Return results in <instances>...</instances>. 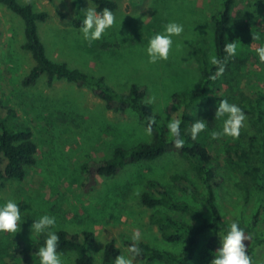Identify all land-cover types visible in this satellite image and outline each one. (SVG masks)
I'll return each mask as SVG.
<instances>
[{
	"label": "rangeland",
	"instance_id": "374dc122",
	"mask_svg": "<svg viewBox=\"0 0 264 264\" xmlns=\"http://www.w3.org/2000/svg\"><path fill=\"white\" fill-rule=\"evenodd\" d=\"M19 1L48 12L47 19L39 23V34L51 59L104 76L120 93L127 92L134 83L144 86V99L150 94L157 97L156 103L148 107L166 123L174 113L177 119L180 115L173 94L193 90L199 84L201 68L196 50L201 48L208 59L216 55L213 16L222 8L223 0H116L118 6L112 10L116 24L91 46L83 41L78 27L72 23L84 16L82 10L88 6V0ZM171 20L183 23L185 32L175 38L167 61L149 64L145 52L148 41ZM0 31V120L30 127L37 147L36 162L26 167L24 178L0 184V201L15 199L23 223L16 234L0 233V264H39L34 254L38 245L43 244L44 236L34 237V241L31 225L44 214L56 217L57 232L60 229L72 233L92 231L95 241L91 250L96 264H102L107 242L115 240L122 252L137 228L141 231V241L158 249L179 252L183 242L163 239L158 226L150 221L154 209L141 203V195L148 190L149 181L154 180L174 197L201 208L205 217L211 219L209 208L194 196V190L200 195L205 190L188 161L176 152H168L156 160L129 163L115 175H99L89 180L82 170L85 162L110 158L116 147L150 142L153 135L144 134L146 125L134 111L108 109L90 87H80L64 79L49 86L45 75L32 85H24L22 81L35 61L22 47L23 20L1 2ZM254 35H259V39L254 40ZM228 38L229 42L236 41L238 54L232 58L215 90L230 103L239 105L237 99L242 91L264 94V64L258 62L255 51L264 45V0H236ZM218 103L204 104L195 113L196 119L208 121L206 131L197 140L208 147L216 162L218 206L225 219H243L248 226L259 210L254 229L264 235V194L253 187L249 201H245L224 149L235 141L246 145L253 130L246 120L238 139H212L211 133L222 128V121L215 120ZM190 128L191 125L189 132ZM0 160L3 169L5 159L0 157ZM173 175L185 176L187 184L177 185L172 181ZM184 217L193 223L201 221L189 215ZM245 232L250 237L244 241L247 249L254 248V264H261L264 242L254 243V233ZM212 236L211 231L202 236L190 264H203V252ZM220 247L219 242L217 248ZM63 256L66 264H75V252ZM134 264L165 263L136 259Z\"/></svg>",
	"mask_w": 264,
	"mask_h": 264
},
{
	"label": "trees",
	"instance_id": "16d2710c",
	"mask_svg": "<svg viewBox=\"0 0 264 264\" xmlns=\"http://www.w3.org/2000/svg\"><path fill=\"white\" fill-rule=\"evenodd\" d=\"M91 1L98 7V10L104 8L115 10L118 6L116 0ZM0 2L20 16L24 22L25 41L22 47L31 53L35 61L22 81L24 85L34 84L42 75L46 76L49 86H52L56 80L64 79L80 87H90L110 110L134 111L145 125V116L155 115L156 126L150 142H139L130 147L118 146L110 158L85 162L82 170L89 180L99 175H115L129 163L152 161L168 152H176L188 161L191 169L202 181L204 195H200L196 190L193 193L209 208L211 219L205 217L201 208L174 197L158 182L149 181L148 190L141 195V203L154 209L150 221L158 226L164 240L183 242V247L179 252H173L158 249L140 241L139 247L142 249V254L137 259L162 261L165 264H190L195 257L202 236L211 231L213 236L207 241L203 252V264H210L218 250L219 235L225 234L233 221L225 219L217 203L216 188L219 186V175L216 171L215 159L205 144L191 139L189 126L195 121V113L201 106L225 99L224 95L215 90L221 77L215 81L209 79L210 75L215 73L216 66L211 65L203 50L198 48L195 52L201 68L198 86L190 91L175 92L172 96L173 102L180 107L178 119L181 120V135L185 140V146L182 149H176L167 131V123L159 114L143 105L146 95L144 86L134 83L127 92L120 93L107 83L104 76L84 72L77 67L69 66L67 62L51 59L39 34V23L47 19L48 12L35 10L31 3H23L19 0H0ZM235 3L236 0H223L222 8L213 16L216 56L221 60L226 56L224 45L229 42L228 32ZM83 18L84 16L75 18L73 25L79 27ZM103 46L108 47L109 45L103 44ZM231 64L232 58H229L226 70ZM237 100L246 113L253 134L246 145L241 141H235L227 144L224 149L227 153V164L237 178L236 186L245 201H249L253 187H257L264 194V94L259 92L256 95H250L242 91ZM36 150L30 127L17 125L7 119L0 120V157L5 159L3 169H0V184L3 185L9 179L24 178L26 167L36 162ZM172 181L177 185H183L187 184L188 180L185 176L173 175ZM2 203L3 201H0V204ZM259 214L258 210L250 226L246 225L243 219H237L244 230L254 233V243L264 242V235L254 229L259 220ZM185 215L193 216L201 221L193 223L185 219ZM57 233L60 236L58 251L75 252V264H96L91 250L95 241V234L92 231L72 233L60 229ZM126 243L129 245L132 240L128 239ZM247 251L254 264V248L250 247ZM120 252L115 240H110L105 244L102 264H114V258ZM261 264H264V261Z\"/></svg>",
	"mask_w": 264,
	"mask_h": 264
},
{
	"label": "clouds",
	"instance_id": "9594fccd",
	"mask_svg": "<svg viewBox=\"0 0 264 264\" xmlns=\"http://www.w3.org/2000/svg\"><path fill=\"white\" fill-rule=\"evenodd\" d=\"M75 3V0H69ZM84 18L78 27L79 34L83 41L89 46L93 42L101 40L116 24V15L108 8L98 10V7L88 0V6L82 10ZM185 32L183 23L171 20L166 23L162 31L155 32L149 39L145 49L147 62L157 64L161 61H167L170 53L173 51L175 38L181 37ZM259 39V35H254V40ZM258 62L264 64V45L256 47ZM226 56L223 60L216 55L209 56V63L216 66L214 74L210 75L212 81L222 77L226 71L229 58H234L238 54L236 41L226 42L224 45ZM155 94L148 95L143 102L145 106H153L156 103ZM215 120L222 121L220 131L211 133L212 139L219 140L224 137L238 139L241 130L246 126L247 116L245 111L237 104L230 103L227 99H222L218 103L215 111ZM146 126L143 131L147 137H151L156 126V117L154 114L145 116ZM167 131L173 140L176 149H182L185 146V140L181 135V120L175 118V113L171 119L167 120ZM208 121L206 119H196L190 128L192 140H197L200 133L206 131ZM139 195V191H137ZM22 220V211L19 203L15 199H8L0 204V233L16 234L20 230ZM57 219L54 215L44 214L35 219L31 225V238L44 236V242L38 245V252L34 255L39 259V264H66L63 253L58 251L60 236L55 230ZM221 247L215 252V258L210 264H252V259L247 251L244 241L250 240L244 228L240 226L238 220L230 224L226 234H221ZM142 239L141 231L137 228L132 231V243L114 258V264H134L135 260L141 256L142 249L139 247ZM34 240V239H33ZM35 241V240H34Z\"/></svg>",
	"mask_w": 264,
	"mask_h": 264
}]
</instances>
